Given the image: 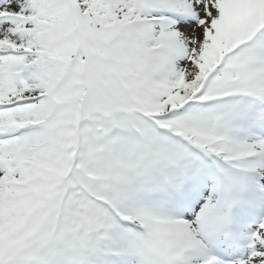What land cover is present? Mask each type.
<instances>
[{"label":"snow or ice","instance_id":"1","mask_svg":"<svg viewBox=\"0 0 264 264\" xmlns=\"http://www.w3.org/2000/svg\"><path fill=\"white\" fill-rule=\"evenodd\" d=\"M0 264H264V0H0Z\"/></svg>","mask_w":264,"mask_h":264}]
</instances>
